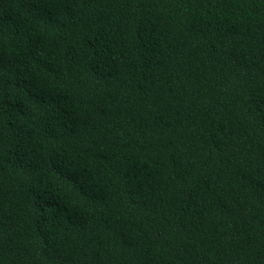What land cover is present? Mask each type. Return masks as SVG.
<instances>
[{
	"label": "trees",
	"instance_id": "1",
	"mask_svg": "<svg viewBox=\"0 0 264 264\" xmlns=\"http://www.w3.org/2000/svg\"><path fill=\"white\" fill-rule=\"evenodd\" d=\"M0 264H264V0H0Z\"/></svg>",
	"mask_w": 264,
	"mask_h": 264
}]
</instances>
